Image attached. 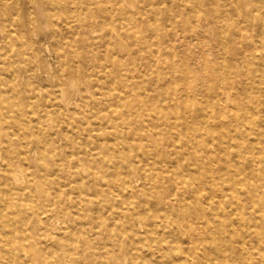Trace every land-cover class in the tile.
I'll return each mask as SVG.
<instances>
[{
  "label": "bare ground",
  "instance_id": "6f19581e",
  "mask_svg": "<svg viewBox=\"0 0 264 264\" xmlns=\"http://www.w3.org/2000/svg\"><path fill=\"white\" fill-rule=\"evenodd\" d=\"M0 264H264V0H0Z\"/></svg>",
  "mask_w": 264,
  "mask_h": 264
},
{
  "label": "rangeland",
  "instance_id": "374dc122",
  "mask_svg": "<svg viewBox=\"0 0 264 264\" xmlns=\"http://www.w3.org/2000/svg\"><path fill=\"white\" fill-rule=\"evenodd\" d=\"M215 49L216 48H213L209 53H203V50L201 51V49H196L197 50L196 53L198 54V56H200L203 53V54H206V56L208 58H212V57H214V56L217 55V52H216ZM46 55H47L46 58H47L48 61H51L53 59V55L50 54V51L49 50L46 51Z\"/></svg>",
  "mask_w": 264,
  "mask_h": 264
}]
</instances>
